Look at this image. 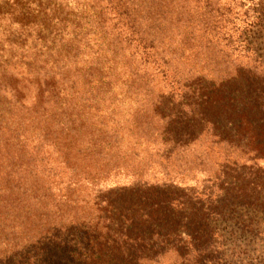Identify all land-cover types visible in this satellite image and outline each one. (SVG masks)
<instances>
[{"label":"trees","instance_id":"trees-1","mask_svg":"<svg viewBox=\"0 0 264 264\" xmlns=\"http://www.w3.org/2000/svg\"><path fill=\"white\" fill-rule=\"evenodd\" d=\"M249 3L232 39L220 0H0V217L29 203L0 226V264H227L229 240L264 242ZM203 142L221 160L198 179Z\"/></svg>","mask_w":264,"mask_h":264},{"label":"rangeland","instance_id":"rangeland-1","mask_svg":"<svg viewBox=\"0 0 264 264\" xmlns=\"http://www.w3.org/2000/svg\"><path fill=\"white\" fill-rule=\"evenodd\" d=\"M221 2L231 6L232 9V18L234 19V25L237 31L231 32L232 39H235L238 35L236 32H239L245 27V21L252 18V15L254 16V12L251 10H247V7L249 6V0H220ZM254 2H257V0H253ZM264 4V0H263ZM233 21V20H232ZM238 37V36H237ZM260 45L264 48V36L260 38ZM228 50H232V47L230 46ZM231 54V60L235 59V61H243L245 62V58L241 56V54H238V51H229ZM241 53V52H240ZM241 57H237V56ZM199 142L198 144H200ZM197 144V145H198ZM206 149V143H202L201 146H197V152L196 156H200L204 151H207V155L204 157V160L202 162V165L199 166V161L195 160L194 156H190L189 164L192 167V170H196V176L195 178L201 179L205 177L207 174L210 175L214 171L217 170V164L221 160V156H219V150L216 149ZM190 155L193 154V150L189 151ZM153 163L157 164L152 169L149 170L148 175L149 177H155V178H162V171L160 167L158 166V162L154 161ZM174 170H170L171 174H176L177 172H181L180 169H178L175 166H171ZM196 167V169L194 168ZM169 168V167H168ZM185 169V168H184ZM199 169H203L204 171H199ZM179 176V175H178ZM121 182L125 181L122 177L120 178ZM195 181V180H193ZM190 181L189 183L193 182ZM108 184V183H105ZM23 205L25 208L28 207L29 203H23L20 204L17 207H13L11 209V206H8L4 212L3 215L0 217V226H9L11 222L19 223L21 221V215H23ZM10 211L9 218L7 220V214ZM8 229H4L6 231ZM247 238H238V239H231L228 241L229 251L235 249V253H238V257L236 255H228L229 262L227 264H264V242L257 239V242L253 244L250 240L246 243ZM250 241V242H249ZM245 244L252 245L251 247H247ZM243 246H246V250Z\"/></svg>","mask_w":264,"mask_h":264}]
</instances>
